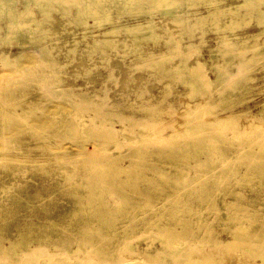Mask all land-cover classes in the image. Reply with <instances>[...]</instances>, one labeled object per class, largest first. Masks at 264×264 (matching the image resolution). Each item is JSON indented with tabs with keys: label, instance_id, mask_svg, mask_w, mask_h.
<instances>
[{
	"label": "rangeland",
	"instance_id": "374dc122",
	"mask_svg": "<svg viewBox=\"0 0 264 264\" xmlns=\"http://www.w3.org/2000/svg\"><path fill=\"white\" fill-rule=\"evenodd\" d=\"M23 4L17 1L20 10ZM33 4L23 16L42 18ZM70 9L75 15L76 8ZM199 9L205 11L204 6ZM62 13L54 11V23L45 24L58 33L47 43L56 63L26 40L22 48L0 46V53L13 59L10 65L0 62V264H183L189 262L194 239H200L197 248L203 252L224 253L226 264L261 262L251 257L260 246L229 251L214 239L226 241L236 224L263 218L264 57L244 68L235 59L223 83L192 90L173 82L161 104L166 111L158 119L142 103L162 99L169 78L149 62L157 58L154 54L170 53L165 43L169 36L161 26L175 33L172 46L176 41L182 49L189 42L180 26L158 14L162 40H142L137 50L132 35L122 32L118 38L125 42L120 46L89 55L87 43L102 37L103 29H90L84 37L85 29L67 23ZM0 24L5 37L8 23ZM207 28L205 38L196 31L193 42L199 53L188 63L202 61L205 75L214 80L212 64L223 62V52L210 51L209 45L220 40ZM257 30L253 24L236 31L246 36ZM74 40L80 41L77 51H68ZM175 63L176 56L166 65ZM57 77L60 82L54 84ZM47 90L54 97L43 96ZM82 91L91 98L80 97ZM28 101L34 113L28 109L19 118L4 113L21 110L18 104ZM80 123L113 125L120 144L100 146L102 139L83 127L71 133ZM114 154L121 155L122 166L135 162L122 174L100 167ZM47 157L52 165L38 164ZM94 174L99 177L92 178ZM71 189L85 194L95 189L100 197L92 203L86 196L68 195ZM161 234L169 235L167 243L182 251L181 258L161 253L166 243Z\"/></svg>",
	"mask_w": 264,
	"mask_h": 264
},
{
	"label": "bare ground",
	"instance_id": "6f19581e",
	"mask_svg": "<svg viewBox=\"0 0 264 264\" xmlns=\"http://www.w3.org/2000/svg\"><path fill=\"white\" fill-rule=\"evenodd\" d=\"M17 1L18 0H0V23L2 20H6L8 23L5 29V37L0 34V46L8 44L12 46L17 45L22 48V41L26 40L33 44L34 47L41 48L42 56L51 59V62L54 63L57 61L51 58V53L49 49H47V43L48 37L58 36V33L53 32L52 28L50 26L46 27V25H52L54 23L55 18L53 12L56 10L63 12V16L67 17V23H74L77 26L83 27L85 29L84 37L87 36L86 31L90 32V29H103V35L100 33L102 37L95 36L92 43H87L86 48L89 51V55L96 51H105L108 47L115 48L120 46L125 42L118 38V34L122 32L132 35L137 50L140 49L139 44L142 40L153 42L162 40V37L165 36L157 32L160 26L156 21L158 14L169 17L175 24H178L181 30L179 33L182 36L186 35L189 42L186 41L182 49H179L176 41L172 46L171 44L176 40L175 33L173 34L169 27L161 26L167 30L166 33L169 37H166L165 43H167L168 52L170 53L165 57L163 56L164 53L154 54L153 56L157 58L149 62V65L154 66L158 74H161L164 78H169V82L165 85L167 89H164L162 99L157 102L146 99V102L142 103V107L147 112L154 114L158 119H160L162 114L166 111L161 107V104L164 101L163 97L169 94V88L173 82L181 81L192 90L208 86L209 83H223L230 77L229 73L231 74V72L227 69L231 63L235 62V59H240L242 68H244L249 62H257L264 57V0H235L232 3H226V0H24V10L18 8ZM32 2H34L36 8L41 13L42 18L38 19L33 13L27 14L28 16H23L24 13L29 10ZM71 6L76 8L75 15L70 13ZM200 6H204L205 11H200ZM90 20H93L94 23H90ZM253 24H255L258 29L256 32L244 36L236 31ZM207 27L216 32L218 40H220L216 46L209 45L210 51L214 53L219 48L223 52L221 54L223 62L220 60V62L212 64L216 72V78L214 80H211L205 75L204 63L202 61L197 60L198 62L193 65L188 63L192 54L198 52V44L196 45L195 42H193V38L198 35H196V31L201 30L200 35L204 37L207 32ZM1 29L2 27L0 24V30ZM161 30L163 29L161 28ZM229 30L232 32L231 35L227 33ZM79 43V40H74L73 46L68 51H77ZM202 43H205V39L202 40ZM250 51H252V56H245V54ZM148 55H152V53H148L146 56ZM215 55L216 54H213L212 56ZM175 56L179 59V63L167 66L166 64L171 62ZM141 57L143 58L144 56ZM12 60V57L6 52L2 51L0 53V62L2 66L10 65ZM58 68H61V66ZM251 80H254V78ZM58 82H60L58 77L57 79L53 78L54 84ZM142 95H144V93ZM43 96H46V98L54 97V91L47 90L43 92ZM80 97L86 99L91 98L88 91H82ZM29 103L30 101L26 103L27 105L19 103L18 105L21 106V110L14 107L12 110L5 109L4 113L14 118H19L28 109L34 113L35 107H28ZM76 105L79 106L77 103ZM229 108H232V106ZM79 127H83L86 131L90 130V133L99 136L102 139L100 146L106 145L107 142H112L113 147H117L118 144H120V140L116 137V130L113 128V125L108 126L104 123L100 127H97L89 126L86 123H80L79 126L72 127L69 130H71V133L77 134ZM88 152L89 151H87V153ZM95 154L97 155V153ZM196 154L198 155L199 151H197ZM98 155L100 156V154ZM120 156L119 154L111 155L108 158L109 164L100 165V167L113 174L124 173L131 168V165H133L135 161L132 160L130 165L122 166L119 164ZM90 157H92V154ZM15 159L18 160L19 157L17 156L11 161L13 162ZM41 162L38 164L43 165L48 163L52 165L54 163L52 159L48 157L44 158ZM42 169L48 170L45 167H42ZM97 177H99L97 174L92 176V178L95 179ZM76 185L79 187H87L89 183L77 182ZM71 190H69L68 195L74 197L86 196L88 199H91L90 202L92 203H95L97 197H100V194H98L95 189L87 192V194L75 189ZM232 205H234V203ZM262 216L263 218H260V216L257 218L252 217L248 220L249 223L247 225L243 222L236 224L235 227L229 229V239L219 242V240L215 238V243H218L217 245L221 247H226L229 251L240 248L241 246H260L261 249L258 252H254L251 257L260 260L261 262L258 264H264V214ZM212 232L213 231L210 233ZM170 233L174 232L169 231L168 234ZM159 238L161 241L164 240L166 242L161 252L164 253V256H171L175 261L181 258L182 251L177 250L175 247H171L170 244L167 243L169 235L165 236L161 234ZM175 238L176 237L173 235V239ZM199 241L200 239H194V241L189 242L188 254L190 259L189 262L187 261L183 264H212V261L216 260L218 262L217 264L228 263L227 256L224 253L218 256L214 255V252H203V250L198 249L197 243ZM194 254L198 257H194ZM254 264H257V262Z\"/></svg>",
	"mask_w": 264,
	"mask_h": 264
}]
</instances>
